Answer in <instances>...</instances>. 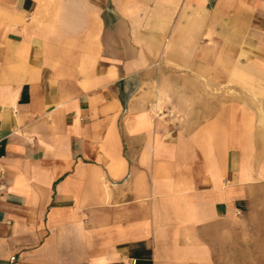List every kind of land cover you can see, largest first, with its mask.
<instances>
[{
    "label": "crops",
    "instance_id": "0c3cea01",
    "mask_svg": "<svg viewBox=\"0 0 264 264\" xmlns=\"http://www.w3.org/2000/svg\"><path fill=\"white\" fill-rule=\"evenodd\" d=\"M131 260L264 264V0H0V264Z\"/></svg>",
    "mask_w": 264,
    "mask_h": 264
},
{
    "label": "built area",
    "instance_id": "2783aa9c",
    "mask_svg": "<svg viewBox=\"0 0 264 264\" xmlns=\"http://www.w3.org/2000/svg\"><path fill=\"white\" fill-rule=\"evenodd\" d=\"M156 111H157V113L159 114V115H162L163 114V110H160V109H158V108H156ZM171 114H168V113H165L164 114V116L165 117H169ZM12 259H13V257H12ZM127 264H136L135 263V261L134 260H131V261H129Z\"/></svg>",
    "mask_w": 264,
    "mask_h": 264
},
{
    "label": "rangeland",
    "instance_id": "374dc122",
    "mask_svg": "<svg viewBox=\"0 0 264 264\" xmlns=\"http://www.w3.org/2000/svg\"><path fill=\"white\" fill-rule=\"evenodd\" d=\"M162 105H163V101L161 100V101L159 102L158 109L162 110L163 107H164V106H162Z\"/></svg>",
    "mask_w": 264,
    "mask_h": 264
}]
</instances>
